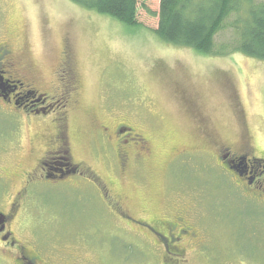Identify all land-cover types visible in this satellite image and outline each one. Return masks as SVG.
Here are the masks:
<instances>
[{
    "label": "rangeland",
    "instance_id": "374dc122",
    "mask_svg": "<svg viewBox=\"0 0 264 264\" xmlns=\"http://www.w3.org/2000/svg\"><path fill=\"white\" fill-rule=\"evenodd\" d=\"M158 9L159 0H145L139 25L127 26L71 0H0V42L8 40L45 80L61 49L70 47L82 85L79 109L69 118L75 157L112 181L133 212L161 214L181 200L194 206L206 247L190 249L186 264H264V202L235 187L204 157L195 160V170L191 160L169 165L172 149L204 146L192 121L196 115L218 141L237 143L245 127L264 151V61L241 54L203 56L163 43L154 33L158 20L152 14ZM233 21L216 37L217 46L236 45ZM186 95L195 108L186 104ZM16 115L0 106V167L7 169L31 148L23 139L21 149L3 155L12 147ZM108 115L141 128L154 149L151 160L121 178L91 141L93 121ZM37 190L31 214L16 233L19 241L31 242L44 256L68 253L75 264H158L92 189L82 195L67 186Z\"/></svg>",
    "mask_w": 264,
    "mask_h": 264
},
{
    "label": "flooded vegetation",
    "instance_id": "af4514ba",
    "mask_svg": "<svg viewBox=\"0 0 264 264\" xmlns=\"http://www.w3.org/2000/svg\"><path fill=\"white\" fill-rule=\"evenodd\" d=\"M0 78V106L17 112L9 136L12 147L3 155L21 149L24 141L31 147L12 169L0 167V256L5 264H75L68 253L51 250L44 256L31 242L16 238L21 222L30 216L33 201L39 197L37 189L44 185L67 186L79 195L92 189L113 219L132 237L146 243L147 253L156 256L158 264H186L190 249L199 252L206 247L194 206L181 200L173 211L133 212L127 207L129 198L116 192L112 181L75 157L69 118L79 109L82 85L68 45L59 52L45 80L22 52L14 51L4 40L0 42ZM185 100L195 108L192 96L186 95ZM132 114L133 119L137 117V112ZM192 121L204 146L172 149L169 165L181 162L183 167L185 160H191L195 170V160L204 157L209 165L228 174L235 187L264 202V151L253 142L248 130L244 127L237 143L221 142L204 120L196 115ZM32 129L36 133L30 138ZM91 137L118 178L154 155L147 133L124 118L108 115L103 121H93Z\"/></svg>",
    "mask_w": 264,
    "mask_h": 264
},
{
    "label": "trees",
    "instance_id": "16d2710c",
    "mask_svg": "<svg viewBox=\"0 0 264 264\" xmlns=\"http://www.w3.org/2000/svg\"><path fill=\"white\" fill-rule=\"evenodd\" d=\"M145 0H71L76 5L108 15L127 26H138ZM150 13V12H149ZM152 14V13H150ZM157 38L163 43L192 49L203 56L241 54L264 61V2L256 0H159ZM236 45L217 46L215 39L227 21Z\"/></svg>",
    "mask_w": 264,
    "mask_h": 264
},
{
    "label": "water",
    "instance_id": "95a60500",
    "mask_svg": "<svg viewBox=\"0 0 264 264\" xmlns=\"http://www.w3.org/2000/svg\"><path fill=\"white\" fill-rule=\"evenodd\" d=\"M2 89H3V84H2V79L0 78V90H2Z\"/></svg>",
    "mask_w": 264,
    "mask_h": 264
}]
</instances>
